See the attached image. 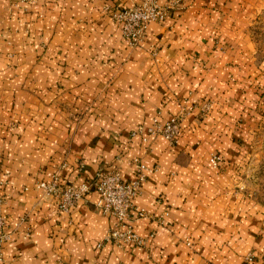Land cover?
I'll use <instances>...</instances> for the list:
<instances>
[{"label":"crops","instance_id":"0c3cea01","mask_svg":"<svg viewBox=\"0 0 264 264\" xmlns=\"http://www.w3.org/2000/svg\"><path fill=\"white\" fill-rule=\"evenodd\" d=\"M139 1L0 0L5 264H244L251 253L264 264V207L234 190L239 143L264 111L251 33L264 0H179L130 47L111 13ZM180 114L177 144L132 136ZM134 158L150 169L135 201L148 213L135 231L154 234L146 247L104 242L114 219L96 194L62 213L36 187L56 171L129 180Z\"/></svg>","mask_w":264,"mask_h":264},{"label":"built area","instance_id":"2783aa9c","mask_svg":"<svg viewBox=\"0 0 264 264\" xmlns=\"http://www.w3.org/2000/svg\"><path fill=\"white\" fill-rule=\"evenodd\" d=\"M178 4L179 0H169L164 5L158 0H140L131 6L115 8L111 17L119 26L127 44L130 47H137L147 37L149 25L154 22H164ZM182 117V114L174 115L165 123L155 120L148 128L141 126L134 130L132 136L138 134L143 135L144 138L162 136L171 144H177L181 137ZM220 161L221 157L218 154H213L210 158L214 167H218ZM132 163L135 172L129 180H125L121 170L117 168L109 171L101 170L93 180L80 183L64 182L61 173L56 171L47 179L37 181L36 187L42 190L45 196L52 197L62 213L71 212L90 194H96L97 208L103 215L114 219L104 242L122 249L128 246L146 247L154 234L141 236L135 231L134 221L148 216L144 209L136 206L135 201L143 191L150 169L141 158H134ZM6 225V216L0 210V264H5L3 247L10 238L5 232ZM104 242L99 243L98 246H102Z\"/></svg>","mask_w":264,"mask_h":264},{"label":"rangeland","instance_id":"374dc122","mask_svg":"<svg viewBox=\"0 0 264 264\" xmlns=\"http://www.w3.org/2000/svg\"><path fill=\"white\" fill-rule=\"evenodd\" d=\"M259 60L264 62V15L256 19L251 28ZM264 71V64H262ZM260 95H264V81H260ZM247 141L240 142L242 159L235 163L237 170L235 194L264 207V111L256 118ZM219 155V154H218ZM234 166V168H235ZM257 256L249 254L244 264L252 263Z\"/></svg>","mask_w":264,"mask_h":264}]
</instances>
